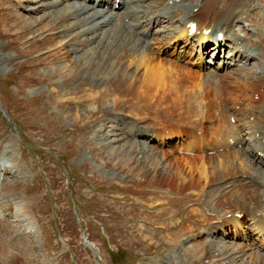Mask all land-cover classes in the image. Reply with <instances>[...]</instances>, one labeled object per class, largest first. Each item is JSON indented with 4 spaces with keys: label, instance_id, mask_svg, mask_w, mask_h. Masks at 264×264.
Segmentation results:
<instances>
[{
    "label": "rangeland",
    "instance_id": "1",
    "mask_svg": "<svg viewBox=\"0 0 264 264\" xmlns=\"http://www.w3.org/2000/svg\"><path fill=\"white\" fill-rule=\"evenodd\" d=\"M37 1L0 0V264H198L203 257L201 247L195 248L200 254L197 260L188 249L211 238L201 233L206 222L197 228L194 220L199 217H193L191 211L197 209L203 215H213L205 208L213 194L204 187L202 169L183 167L180 170L173 157H181L179 151H185V146L190 144L195 145L194 152L201 153L211 136L204 134V127L213 134L216 123L219 125L217 116L212 114L214 106L213 111L209 109L213 118L209 119L210 123H204V118H200L204 93L201 87L195 88L198 80L184 77L177 81L179 89L170 87L164 98L147 90L129 96L139 111L127 115L125 120L122 118L120 126L112 123L111 114L105 112L103 119L89 115L76 119L75 112L83 115L87 107L98 104L106 92V75L92 76L100 80L101 85L97 87L105 89L101 93L87 85L75 93L69 91L73 76L87 68L85 60L71 59V51L85 50L87 42L77 34L78 26L63 27L71 20V14L54 21L43 14L45 8L33 3ZM43 2L40 1V7L45 5ZM153 2L152 14L165 7L167 0ZM182 13L183 10L177 9L174 24ZM158 25L154 27L151 23V35L165 26ZM190 46L182 54L169 50L163 56L178 61L183 67H192L196 56L189 57ZM218 57L216 63L210 54L205 57L213 62L201 72L205 80L226 81V72L209 74V68H218L226 56ZM200 60V66L207 64L205 59ZM243 60L246 59L238 60L233 69H240L238 64L245 62L255 71L261 67L254 66L251 58ZM127 63L123 62V66ZM62 64L69 67L58 69ZM184 91H194L200 98H194L196 102L188 99V102L185 99L191 93L187 95ZM89 93H94L93 99ZM211 97L218 104L216 93ZM108 98L112 99L113 95L109 94ZM191 101L196 105L197 116L188 112ZM241 105L239 102L238 106ZM135 124L134 133L140 129L142 134L154 137L149 142L152 151L141 150L143 143L140 142L147 140L143 135L130 142L112 134L116 131L124 135L123 127ZM125 128L128 130L129 126ZM160 132H169L173 140L158 144ZM81 157L84 161L77 160ZM221 183L213 184L210 189L220 188L227 182ZM190 194L197 204L190 202ZM174 198L182 206L172 204L169 199ZM188 213L191 214L187 219ZM225 241L231 246L249 247L252 243H241L242 239L235 244ZM253 243L257 250L259 242ZM207 246L205 253L210 249ZM243 253L247 260L254 262L253 255L248 257L253 252L244 250Z\"/></svg>",
    "mask_w": 264,
    "mask_h": 264
},
{
    "label": "bare ground",
    "instance_id": "2",
    "mask_svg": "<svg viewBox=\"0 0 264 264\" xmlns=\"http://www.w3.org/2000/svg\"><path fill=\"white\" fill-rule=\"evenodd\" d=\"M40 1L43 2L38 0L33 3L35 5L39 4V8H45L43 14H47L54 21L60 20L63 15L71 14V20L63 27L78 26L77 34L87 42L85 50L71 51L73 54L71 59L74 62L85 60L87 65H84L87 68L78 70L79 72L75 76L71 75L74 78L68 87L69 91L75 93L77 89L87 85L94 89L97 88L95 89L96 92L101 93L104 88L97 87L101 85L100 80H96L92 76L97 73H105L106 78L108 76V84L107 79H104L107 86V88L105 86L106 92L99 99L98 104L87 107L83 111V115L75 112L76 119L83 118L86 115L103 119L106 117L105 113H110L109 119H113L110 121L120 126L122 118L125 120L127 115L139 111L138 106L130 100L131 98L129 99V96H132L136 91L144 92V90H147L148 93L154 92L157 97L164 98L163 95L168 94L170 87L175 86L176 89H179L177 82L179 78L186 77L187 79H194V81L198 80L199 84L197 83L198 86H195V88L198 90L201 87L204 93L202 97L203 117L200 118H204L202 119L204 123H210L209 119L217 111L218 117L216 120L220 129L215 130V133L212 134L207 132V126L204 127V134H208V136L211 134V136L205 144L203 143L204 148L198 156L200 159L189 158L180 151L179 153L182 156L175 155L173 158L176 167L180 170L183 167L195 170L199 167L203 170L204 187L208 193L213 194V196H210L209 203L205 204V208L213 215H203V211L197 209L191 212L193 217H199V220H194L197 228L206 222L202 228V234L211 238L219 232L220 237L203 241L198 245L193 244L188 250L194 252V258L197 260L200 254L195 252V248L201 247L203 257L198 264L203 263L204 260H210V264H217V261L218 264H264V254L261 253V247L264 246V145L261 142L264 139V0H167L165 7L154 14L150 11L155 4L154 0H118V8L114 7V0H45L43 2L45 5L42 7H40ZM179 8L183 10V13L180 18L175 19L174 24L172 20ZM154 20L156 21L152 22ZM151 23L154 27L158 24L165 26H162L163 29H158L151 35L149 33ZM190 24L196 26L194 35L189 34ZM237 27H242V31H236L235 28ZM245 27L249 28L247 32L243 31ZM161 32L162 34H160ZM219 33L224 35L223 42L217 40ZM180 43H183V45L179 47ZM191 43H194L198 48L197 54H194L193 49L189 54V57L196 56V60L191 64L192 67H183L178 61L163 56L169 50H172L173 54L176 52V55L182 54L181 51ZM216 45L227 47L231 52L219 64L217 63L218 68H214L215 70L209 68V74L211 75L226 72L224 76L226 81L219 83L205 80L201 75L203 70H207L208 67L212 66L213 62L210 59L207 61L205 57H209V54L215 50L212 48ZM210 46L211 48L206 50ZM177 50L180 52H177ZM202 55L204 58L201 57ZM242 58L246 59L243 61H248L247 59L251 58L255 62L254 66L261 67L255 71L254 67L251 68L250 66L249 68L248 66L247 68L246 64L239 63L240 69L234 70L233 66ZM200 59H205L208 65L200 66ZM198 60L200 62L197 64ZM123 62H128V65L124 67ZM219 66H222L221 70H219ZM66 67H69V65L58 69L61 70ZM60 80L64 79L61 78ZM193 92H190L191 95L185 92L188 95L185 100L192 99L195 101L194 98H200ZM212 93H216L218 104L211 97ZM61 94L63 95V93ZM89 94L93 99V95ZM109 94L110 97L113 95L112 99L108 98ZM169 100L170 103L173 101L171 98ZM193 101H191L192 105L188 107L190 114L196 113V105ZM239 102H242L241 106H238ZM104 107L107 109L104 110ZM212 107L215 111L212 110ZM177 108L176 110L180 109V107ZM210 108L213 111L212 114L209 112ZM197 114L198 112L195 115L197 116ZM252 117L254 121L250 122ZM230 119H234L235 123L231 124ZM126 126H129L128 130L125 128ZM135 127L137 128L136 124L125 125L123 127L126 131L124 135L116 134V131L112 134L117 138L121 136V140H130V142L143 135L147 140L140 142L143 143L141 150L152 151L149 142L154 137L149 134H142L143 132L140 129L134 133L136 131ZM173 131L177 133L176 130ZM171 139L173 140V137L169 135V132H160L156 142L161 145L166 144ZM196 140L198 139L196 138ZM230 142L233 143L230 144ZM190 145H188L189 147L183 145L185 146V152L197 154L193 148L195 145ZM183 148H180V150ZM156 149H153V151L158 152ZM213 151L215 152L213 156H209L208 153ZM258 153L260 156H257ZM192 156L194 157V155ZM77 160L84 161V158L81 157ZM218 182L227 183L215 190L210 189L213 184L215 186ZM202 194L205 195V191ZM189 196L190 202L195 203L196 201L192 199L193 196L191 194ZM176 199L169 200L172 204L180 205L179 202L181 201ZM200 211H202V214ZM190 214H187V219ZM229 214L230 217H227ZM237 215H241V219H238ZM170 218H172V215H170ZM248 219L250 224L246 223ZM241 228L245 232V237L239 235V232L242 231ZM232 229H235L233 236L245 241H252L248 245L249 247L238 244H235L237 246H231L229 242L225 241L222 235L229 236ZM17 235L15 238L18 237ZM254 240L259 242V246H256V254L248 256L250 259L253 255V262L245 258L246 254L243 251L255 247ZM206 245H208L207 248H210L208 252L206 251L207 253H205ZM2 252L4 251L2 250Z\"/></svg>",
    "mask_w": 264,
    "mask_h": 264
}]
</instances>
